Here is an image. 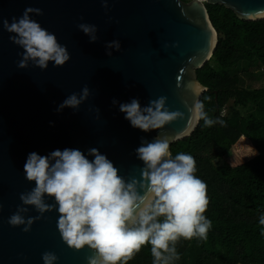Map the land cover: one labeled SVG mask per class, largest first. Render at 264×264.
Segmentation results:
<instances>
[{
	"label": "water",
	"instance_id": "obj_1",
	"mask_svg": "<svg viewBox=\"0 0 264 264\" xmlns=\"http://www.w3.org/2000/svg\"><path fill=\"white\" fill-rule=\"evenodd\" d=\"M207 2L224 4L240 19H264L257 14L264 0H109L107 8L102 0H0V264H44L46 251L58 256L55 264H88L94 251L88 246L74 250L62 240L56 210L35 220L28 232L24 225L8 223L22 205L20 194L35 186L24 173L29 153L74 148L92 160L88 150L94 147L128 180L140 177L143 162L135 149L142 138L152 141L161 135L172 143L193 133L199 120L190 121L188 109L204 91L196 97L188 85L207 89L196 70L218 44ZM28 7L42 9L43 15L32 13V19L67 46L70 59L63 66L50 62L41 69L30 62L27 68L18 67L24 49L9 39L14 34L3 28L2 20L12 22ZM80 23L97 26L96 42L78 28ZM112 40H119L121 48L111 49L109 56L106 45ZM85 85L91 95L79 109L56 111ZM160 96L168 98L171 111L185 115L148 132L132 127L112 103L136 98L147 106ZM46 202L55 203L47 197ZM26 207V218L40 215Z\"/></svg>",
	"mask_w": 264,
	"mask_h": 264
},
{
	"label": "clouds",
	"instance_id": "obj_2",
	"mask_svg": "<svg viewBox=\"0 0 264 264\" xmlns=\"http://www.w3.org/2000/svg\"><path fill=\"white\" fill-rule=\"evenodd\" d=\"M102 3L107 8L109 0ZM32 13L43 15V10L28 7L21 17H13L12 22L2 20L3 28L14 34L9 39L24 49L18 67L27 68L30 62L41 69H47L50 62L53 66H63L70 59L67 46L32 19ZM257 14L264 15V9ZM78 28L90 42L98 40L96 25L80 23ZM106 47L107 55L111 56V49L120 50L121 42L112 40ZM188 87L196 97L204 91L199 84ZM90 95V88L85 85L80 93L67 96L56 111L79 109ZM167 99L160 96L150 100L147 106H141L136 98L125 103L113 99L112 103L119 105V111L125 113L132 127L148 132L184 117L183 112L167 107ZM188 110L189 120L202 119L205 127L224 123L210 118L199 99ZM96 111L99 113V109ZM170 143L161 135L152 141L142 138L141 145L135 149L137 158L143 162L141 174L128 180L120 175L112 160L94 147L88 150V155L94 157L92 160L74 148L57 149L48 155L31 152L24 173L35 186L20 194L22 205L8 223L14 227L24 225L23 231L28 232L35 220L56 210L62 240L77 251L85 246L94 250L87 257L88 264H127L145 244L151 245L153 264H171L179 259L177 241L181 237L207 239L212 222L204 215L209 203L207 185L195 175V158L183 152L173 157ZM46 197L55 203H47ZM26 206H33L40 215L26 218L24 213L29 211ZM259 223L264 225V215ZM42 260L44 264H55L58 256L46 251Z\"/></svg>",
	"mask_w": 264,
	"mask_h": 264
},
{
	"label": "trees",
	"instance_id": "obj_3",
	"mask_svg": "<svg viewBox=\"0 0 264 264\" xmlns=\"http://www.w3.org/2000/svg\"><path fill=\"white\" fill-rule=\"evenodd\" d=\"M190 1V0H185ZM218 32V44L206 64L196 70L204 86L200 101L214 120L170 144L177 153L192 155L195 175L207 185L204 215L212 226L207 239L180 238L179 259L171 264H264V19L244 20L224 4L206 3ZM204 130L214 131L215 150L199 153ZM245 138L255 154L239 164L221 162ZM163 219V217H161ZM145 244L127 264H153Z\"/></svg>",
	"mask_w": 264,
	"mask_h": 264
},
{
	"label": "rangeland",
	"instance_id": "obj_4",
	"mask_svg": "<svg viewBox=\"0 0 264 264\" xmlns=\"http://www.w3.org/2000/svg\"><path fill=\"white\" fill-rule=\"evenodd\" d=\"M214 131L204 130L200 136L199 153L201 155H210L215 150L214 146ZM255 151L251 148L250 143L241 138L233 148L228 151L221 162L227 161L231 164H239L246 159L252 157Z\"/></svg>",
	"mask_w": 264,
	"mask_h": 264
}]
</instances>
